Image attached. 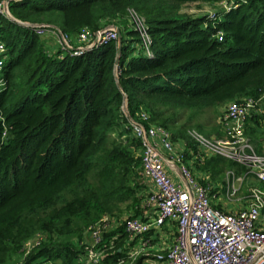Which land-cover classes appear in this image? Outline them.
Segmentation results:
<instances>
[{"label":"trees","instance_id":"1","mask_svg":"<svg viewBox=\"0 0 264 264\" xmlns=\"http://www.w3.org/2000/svg\"><path fill=\"white\" fill-rule=\"evenodd\" d=\"M223 1L10 2L12 18L0 15L7 47L0 89V264H79L91 246L90 229L104 217L117 223L97 246L103 263L144 264L145 255L131 259L134 243L122 220L130 214L127 220L148 221L145 211L153 210L126 98L131 119L167 130L183 162L215 187L228 172L244 176L247 168L218 155L201 160L192 133L222 140L224 113L213 125L203 123L206 113L260 100L262 113L248 116L245 135L264 155V0H236L230 10L198 17L182 12L189 4L219 7ZM131 11L145 19L151 57L130 24ZM37 25L56 28L72 44L83 31L94 35L115 26L122 34L120 60L116 42L79 55L53 50L31 27ZM39 236L40 245L26 255L25 245Z\"/></svg>","mask_w":264,"mask_h":264},{"label":"built area","instance_id":"2","mask_svg":"<svg viewBox=\"0 0 264 264\" xmlns=\"http://www.w3.org/2000/svg\"><path fill=\"white\" fill-rule=\"evenodd\" d=\"M3 0L0 4V15L11 18L9 4ZM236 0H224L220 7L230 10ZM7 6L6 8H3ZM130 21L139 34L141 44L147 56H152V38L148 33L145 19L137 13L130 12ZM30 27V26H29ZM42 38L59 37L63 39V50L72 51L74 55L83 53L82 45L92 49L97 46L117 42L119 33L116 28L98 31L94 35L83 31L77 38L78 49L68 36L49 25L31 26ZM224 33L218 37L222 40ZM7 47L0 37V89L5 87L2 71L5 64ZM260 100L252 98L230 103L223 115L225 138L209 140L196 132L193 138L200 145L201 160L213 155L222 156L247 168L244 176L233 172L226 174V201H232L241 194L246 179L253 178L257 186L248 189L247 206L244 209L222 212L216 210L214 203L223 200V184L213 186L204 174L205 180H199L192 170L183 162L182 155L176 153L171 134L162 127L151 126L129 119L133 133L142 142V172L147 185L151 186L148 206L156 215L151 221L141 218L126 219L125 229L130 238L144 237L152 231L174 223L177 229L175 242L165 250L153 254L155 261L162 264H264V155H259L245 135V122L254 112L262 113ZM144 120L147 117L143 116ZM172 154L168 159L164 153ZM170 165V166H169ZM169 167V169H168ZM178 173L182 181L176 183L171 172ZM215 190V192H214ZM117 222L104 217L88 233L90 248L79 260V264H104L103 253L97 250L102 241L103 232L111 229ZM41 237L25 245V254L32 253L40 245ZM142 244V243H141ZM149 246L143 242L141 249L147 253ZM135 254V253H134ZM132 256L135 257L139 254ZM144 255V254H141ZM44 264H59L47 261Z\"/></svg>","mask_w":264,"mask_h":264},{"label":"rangeland","instance_id":"3","mask_svg":"<svg viewBox=\"0 0 264 264\" xmlns=\"http://www.w3.org/2000/svg\"><path fill=\"white\" fill-rule=\"evenodd\" d=\"M3 2V0L0 1V4ZM3 8H6L7 9V6H4ZM221 7L219 6H210V5H207V4H189V5H186L183 7V10L182 12L183 13H186L190 16H193V17H198V16H202V15H206V14H210V13H213L215 10H218L220 9ZM12 18V17H11ZM129 19H130V16H129ZM131 24V23H130ZM131 26L135 29L136 27L131 24ZM111 28H116L115 26H104V28L100 31H107ZM136 30V29H135ZM46 42H48L50 45H55L57 46L56 47V51L59 50V48L61 46H63V39L62 38H59V37H49V38H43ZM118 44V46L120 45V40L118 39V41L116 42ZM69 45L74 49V47L77 45L75 44H70ZM80 48H82L84 51L90 49L89 48V45H82ZM262 104L263 102L262 101H259V105L262 107ZM226 109H223L220 111L219 115H215L214 113H212V111L210 110L208 113H206L204 119H203V123H207V124H217L218 121H219V117L220 115H222L223 113H225ZM255 113V112H254ZM253 113V114H254ZM252 145V144H251ZM168 153V152H166ZM164 153V154H166ZM142 154V152H141ZM171 172V175L174 179V181L176 183L179 182V178L176 176V174L172 171ZM193 172V171H192ZM194 173V172H193ZM235 174V172H233ZM195 176L199 179V180H205L203 179L205 176L203 173L201 174H196L194 173ZM236 175V174H235ZM254 184H257L258 185V182L255 181L254 179H250L249 183H245L243 185L244 189H245V192H243V187L241 189V194H239V196L235 197L232 201H226V188H227V183H226V175H225V178H224V182H223V188H224V192H223V200L221 201H217L214 203L215 205V209L216 210H219V211H222V212H228V211H233V210H239V209H244L246 208L247 206V203H246V200H247V193H248V189L249 188H252ZM124 215H130V214H124ZM123 215V219H127V216H124ZM110 229L109 227L103 232V235L104 233H107L109 232ZM146 252L142 251V249L139 250V254L135 257L137 259V257L141 256V254H144L145 255ZM147 253H149V257H147V261L150 262V264H158V262L155 261V258L151 255H155L157 254L156 252H151V251H147ZM136 255V253L134 254ZM135 259V260H136Z\"/></svg>","mask_w":264,"mask_h":264},{"label":"crops","instance_id":"4","mask_svg":"<svg viewBox=\"0 0 264 264\" xmlns=\"http://www.w3.org/2000/svg\"><path fill=\"white\" fill-rule=\"evenodd\" d=\"M75 44H77L76 41H75ZM56 47L57 46H55V45H51V49H53V50H56ZM164 156L168 159H171L173 157L172 154H170V153H166V154H164ZM168 169H169V167H168ZM175 174L179 178L178 183H180L182 181L181 177L179 176L178 173H175ZM147 186L149 189L148 192H150L151 186H149V185H147ZM145 214H146L145 215L146 219L148 221L153 220V218H155V215H156L154 210H152L150 212L145 211ZM176 237H177L176 225L174 223H168L163 228L152 231L144 237L131 238V241L134 243L132 252L134 254L137 251H139L141 249L143 242H146L147 245L149 246L148 251H151L153 253L154 252L158 253L161 250H165L168 247H170L175 242ZM133 254H132V256H133ZM144 264H150V262L145 260ZM158 264H162V263H158Z\"/></svg>","mask_w":264,"mask_h":264},{"label":"water","instance_id":"5","mask_svg":"<svg viewBox=\"0 0 264 264\" xmlns=\"http://www.w3.org/2000/svg\"><path fill=\"white\" fill-rule=\"evenodd\" d=\"M19 24H21V25H24L23 23H20V22H18ZM117 30H118V33H119V40H120V45H119V53H118V58H117V62H119V57H120V54H121V43H122V34H121V31L118 29V28H116ZM124 111H125V114H126V116L129 118V119H131V117H130V115H129V111H128V108H127V98H126V100H125V105H124Z\"/></svg>","mask_w":264,"mask_h":264}]
</instances>
